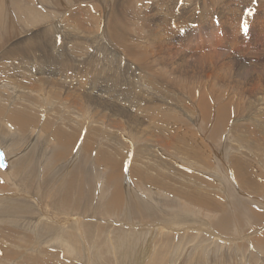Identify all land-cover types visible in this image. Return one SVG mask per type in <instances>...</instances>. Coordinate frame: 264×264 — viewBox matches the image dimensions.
<instances>
[{
	"label": "rangeland",
	"instance_id": "obj_1",
	"mask_svg": "<svg viewBox=\"0 0 264 264\" xmlns=\"http://www.w3.org/2000/svg\"><path fill=\"white\" fill-rule=\"evenodd\" d=\"M58 1H60V0H57L56 4L53 5L51 0H30V1L29 0H10V5L6 6L5 0H3V1L0 0V23L3 27L4 26V24H3L4 16L7 13H13L14 14L15 19H17L16 21L18 22V29L16 31H14V33H13L14 39H11L12 41H14L18 38H22L25 34L27 37H30V36H32V33H33L34 35H39L36 37H38L40 39L41 45L43 46L42 49L52 50L53 47H50L49 45L52 42V38L56 37V36L58 38V40H57L58 43L56 42L55 44H59V46H56L55 48L59 47L58 49L60 51H62L63 53L66 51L62 50V48H67L68 50H70L69 51L70 56H71V54H75V51H73V50L81 48L80 52L84 53V54H82V56L84 55L82 58V61H83L82 64L83 65L81 64L82 66H79L78 69L81 71L83 69V72L86 73V75H85L86 79L88 80L89 83L91 82L90 84H91V86H93V89L95 90L94 93L98 94L99 97H102L105 100L110 99L109 94L111 95V97H114L115 100H117V98L120 101L122 100V103H120L122 105H120V106H119V103H115V102L113 103L112 99L110 100L111 102H108V103L104 102L103 106H100L102 108L103 107L105 108L103 111L104 113L102 112L103 115H102V113L97 115L96 112H94V111L91 112L92 116L93 115L101 116V117L104 116V118L106 116L107 120L109 119L108 117L112 118V119L108 120L109 125L114 123L113 118L119 119L118 121L121 120L122 122L124 121V118H125V121L123 123H121V121H120V124H121L120 126H122L121 131L124 132V134L122 132H120V134L115 132L116 131L115 128H113L111 125H110L111 128L109 126H108L109 128L107 127L109 132H110V129L115 130L114 133L112 134V135H114V137L112 135H110V136H112V137H110L111 140L116 139V141L118 140V142H119V140H121L120 142H122V147L125 150H127V152L124 156L125 159L124 158L122 159V157H117V156L111 154L114 159H120L124 163V166L120 169L121 177H120V179H115V180H117V182H114L115 180L113 182H109V180L107 179V175L111 172V170H109L107 167L103 166L104 164L99 163V162L95 163V165H94V161L91 162V159H90L91 154L88 155V152L85 151V149L83 148V146H81V144L75 145L72 143V145H71L69 143H65V141H63V139H60V138L55 136V132L53 134V133H51L50 130H47L46 128H45L46 130H44V128L41 127L42 123L44 125H46V122L47 123L51 122L48 125V128L50 127V129H53V128H51L52 124H59V122L57 121L59 119L58 113L62 114L61 113V111H62L65 114L66 110L64 111L63 109L66 107V105H65L66 103L62 104L58 100V98L54 95L56 92L60 93L59 90L57 91V89H55L51 85L50 86L53 89H51L50 87L47 88V86L37 82V83L32 84V86L34 87L35 90L31 91V93H29L27 96H25V97L23 96V98L20 99L21 104H22V105L20 104V107L21 106L22 107L20 108L18 105L19 108L18 107L17 108H18V111H20V112L24 111V113L26 112L25 114H29L30 118L32 116L37 118V120H36V122H34V124L40 123L38 129L40 130V128H41V130H43V131L40 130L41 133L38 132V134H40L39 136H38V134L35 136V133H34L36 131V127H38V126H36V124L35 125L31 124V126H36V127H34L35 129H33L31 126L28 125L25 128L26 129L25 131H18L17 132V130H13V128H12V131H11V129L6 128V126L8 127V125L6 124L7 121L0 118V147L2 149L4 148L6 150V155L8 154L7 156L9 159V164L12 163L11 167L13 168V167H15V165L17 163H19L23 169V166L25 167L26 164L28 163L27 169L24 168L23 170H17L16 168H14L16 170V172L14 169L9 170L8 167H7L8 169H6L7 171L0 169V195H1V197H3V196L11 197V196L15 195V197L10 198L11 200H13V203L9 204L10 206H16L17 208H26V206H27V210L29 209L30 212H35V213L31 214L32 216L35 215V216H33L34 218L39 217V213H38L39 209L37 210L36 207L34 206V204H32V202L34 200L32 198H28V197L22 198L18 194H21L22 192H26V190H27V192L29 191V192L35 193V192H38L39 190L48 189L49 187L46 185L47 179L52 178V177H49L50 176L49 174L51 173L52 170H57L59 173L56 176H54L56 178L53 181L54 186L52 189V193H54V191L58 190L59 188L61 189V187L64 186V182L67 179L65 176H67L69 174L68 172H71L72 169L73 170L77 169L80 173L79 174L76 173V177H79L81 175L82 169H83V171H86L89 175L91 173H94V175L93 174L91 175V178L89 180V182L91 183L90 186H92L91 193H90L92 198H93V199H91L92 203L96 204V200H95L96 195L99 198L104 193H109V192L111 193V190L113 189V186L115 183H117V185H119L121 187V191L125 190V188L129 186V187H131V190H133V192L135 191L139 196H141V197L143 196L149 200H152V203H156L160 207V210L163 209L161 211H163V212L165 211L169 215V217H165L164 219H161L160 220L161 222L159 221L160 223H162L163 220L167 221L165 219L171 218L169 212H171L172 210H178L179 212H184L186 214L190 213L191 215L189 214L190 217H188V219L200 220L201 223L199 221H193V222H195L199 225H202L203 229H205V230L209 229L210 233L216 232V234H219L221 236V241H223L221 243H220V241H216V240H215V242H210V240L208 239L209 236L206 235V233H204V231L197 232L196 230L189 229L188 227H186V229H184V231H182L183 232L182 234H180L178 236V234L176 233V236H175V233L173 234L174 230H172V232H171V230L169 231L168 230V224L163 222L162 223V224H164L163 226H165V227L167 226L166 228H164V233H163L164 235H163V237L161 235H155L157 237L155 238L154 245L152 246V244L150 242H152L151 240L153 239L152 238L153 231L151 232V228L148 225H146L147 223H152V222L148 221V220L153 221L151 219L140 218V220H136L137 223L139 222V226L136 228H131V229H136L138 231L140 230L141 233L140 232H138V233H140L139 235L142 234L141 237L138 235V233L137 234L135 233L136 235L134 234L131 236H129V235L125 236L123 233H121V231L117 230L118 228H122V225L119 224L120 222H122L120 220L121 219L120 215H110V214L104 215V214H102L100 216L101 219H99L98 218L99 216L91 217V216H88L89 214L85 215L83 213L85 216H87V218L86 217L84 218L85 222H91L90 226L85 227V228L89 229V231L86 232L84 235V242L79 237L76 230L74 231L72 229L73 230V231L71 230L72 232L69 230V229H71V227L67 228V230H69L68 233H63V236L65 238H68V235H69V237H71V239H70L71 242L77 248V252L71 253L72 255L66 254V256L69 258V262L71 264L72 263L73 264H83L82 263L83 259H80V256H83V253H82L83 251H82V246H81V244H83V243H85V246L89 251L90 260L93 261L92 264H96V263L97 264H130L132 261L136 260V258H133L132 255H134L138 249L143 248V250H141V251L145 250L146 252H150V251L154 252V251H156V248H154V246L155 247L158 246L157 248H159V249L155 252V254L151 255V253H150L149 257L147 258L146 261L144 260L143 264H159L163 260L168 261L169 264H172V263L173 264H179L181 261H186L190 258L196 262L198 259H200L199 258L200 254L205 257L203 264H216V263H219V264H264V245H262V246L261 245H255L252 242V239L255 235H258L261 233V231H264V188L261 191L259 190V187L263 186L264 178L257 180L258 183L256 184V186L258 185V187H256V186L253 187L252 185H249V184H242L241 182H239V180L237 178H234V175H235V174H233L234 170L231 167V164L229 163V158H231V160H234L237 158V160H239V161L242 160V161H240L241 164L244 163V164L250 166L249 167V171H250L249 173L253 177L257 178L260 175L264 176V139H263L264 133L263 134L257 133L256 137H254V136L248 135L250 131L243 132L241 137L243 138V136H245L244 138L246 139V141H243L238 136V134L241 131H244L243 126L248 125L246 123L249 121H252L251 118L253 119V122H255V121L261 122V123L257 124V128L260 126L261 130L262 131L264 130V126H263L264 125V98H263L264 97V95H263L264 94V91H263V89H264V79H263L264 61L262 60L263 55L260 54L262 56H260V55L258 56V54H249L247 52L239 51L238 48H236V49L233 48L235 50L232 49L230 51L229 46H226V44L224 43V45H218L216 48H222L220 50L223 53V55H226L227 57L229 55L231 57H228V58L225 57L224 58V60L228 61L229 63L226 66L222 67L221 58L213 55L212 53H208L207 55H204L201 58L197 59V55L194 53V51L193 52H191L189 50L185 51L186 47H184L186 44H189L193 47V45L199 44L200 42H203L207 46V47L205 46L202 48L212 47L211 45H208L209 40L211 41V38L218 40V41L223 38V32L219 28V26L221 24L220 16L224 15V13H227L225 10L227 7H233L234 8L235 6H239L238 7L239 9L237 8L239 48H244V49H248V50H257V49L264 50V34L258 40H255L253 38V31H255V29L252 28V26H251L252 17H251V15L248 14L249 11H251V14H252L253 11L261 10V8H256V7L252 6V4L250 2L248 3V5H247V3H245V1L243 3H241V2H239V0H214V2L212 0H211L212 2L210 0H183L180 3L181 7L185 8V9H188V8L191 9L192 8V11L196 8V6H198V7L200 6L199 8H201V7L206 8L207 5L217 8V10L215 12L214 10L212 11V10L208 9L207 11H204L201 13V15L199 16V19L197 21L193 20L192 22H185L183 24L176 25L174 27V30L176 31V34H177L179 41H176L174 43L172 42V45H167L169 48L165 47V45H164L162 47V50L158 51L159 52L158 54H157V51L155 50V48H147L148 50L151 49V51L153 52L152 53L153 56L155 54H157V55H155L156 57L154 56L155 59H157V60L158 59L160 60L161 57L159 58L158 56L160 54H163L162 59L165 58L163 60V62H166V64H167L166 67L173 65V67H172L173 69H171V70H174L175 67H176L177 71L181 70V73H180L181 77L177 76L178 73H176L175 75L169 74L170 75V77L168 75L169 79H172L173 77L175 79L177 78L178 80H179V78H181V79L184 78V79H182L183 81H181V79H180L181 82L177 81V80L172 81V83H174L173 85H176L175 88L172 87L173 85H171L172 84L171 82L169 83V85H166V84L163 85L157 81L155 83H149L148 81L145 82L149 85V87H151V89L153 91L159 90L157 94L162 96L164 101L163 102L158 101V100H154V101H156L158 103V105L161 107L162 111L165 108L171 109V110H169L168 115H170L171 117L173 116L172 117L173 119L170 120L169 123L166 125V123L160 124V120L157 119L156 117L148 116V115H150L149 113L146 114L145 109H147L149 107V105L151 106L152 104L149 103L150 101L145 102L146 100H149V98H148V96H145L146 92L139 87L140 84H139L138 80H140L139 78H142V76H141L140 72L137 73L139 71L137 66L144 64V63H149V61H147V60H149V58H150L151 65H154L155 64V63L153 64L154 57L151 55L153 58L152 59L150 54H146L147 55L146 58L139 60V65H137V66L133 65L132 66L131 61H129L127 58L125 59L124 57L121 56L122 57V60H121V57L118 56L121 54L120 49H118V48L115 49V51L117 50L116 54L118 52L120 54L118 53V55H115V51H114V53H112L114 49H112L109 46L110 42H106V38H104V36H102V34H100L101 29H102L101 27L103 26V23H101V20H102V16H101L102 11L101 10L103 9V6H107L109 4L108 2H112L113 0H105V1L104 0H102V1L101 0H69V1L68 0H64V1L61 0L60 1L61 4ZM73 1H77V3H73ZM147 1L149 3L146 1H142V0H134L132 2V4H133L134 9L136 11H138V5L144 4V2H146L147 6L149 7V4L154 5V2H156V0H152V1L147 0ZM224 1H225V3H224ZM62 2H64V3H62ZM102 2H105V5ZM263 2H264V0H263ZM50 3L53 6H51ZM100 3L103 4V5H101L102 9L99 6ZM87 4H90V6H91V8H88V10H87V7L89 5H87ZM238 4H240V5H238ZM49 5H50V7H49ZM55 5H57V6H55ZM58 5H59L60 9L58 8ZM60 5H62V6H60ZM43 6L44 7L48 6V8H46V9H48V10L50 9V10L49 11L47 10V13L44 12V10L42 9ZM66 6H68L69 8H67ZM150 7L154 8V6H150ZM34 8L37 10H35ZM83 8L85 11L83 10ZM93 8H94V10H91ZM95 8H97V9L99 8V10L100 9L101 10L99 11ZM21 9L22 10L30 9L31 11H37L39 13L38 14V16H39L38 21L39 22L36 21L38 23L35 22L32 25H31V23H28V22L23 23L22 19L19 18V11ZM73 10L81 11L80 12L81 16H80V18L77 17V19H79L80 21L82 20L83 22L85 20L84 23H86V22L89 23V24L86 23L87 26L89 25L87 27L82 21L80 22L85 26V30H87L86 28H88V32H89L88 34L91 35L92 37L86 36L87 33H85V35L83 36V37H85L83 39V41H81V40L80 41H74L73 38H74L75 32H74L73 28L77 29V27L74 26L76 23L75 22L73 23V20H71L70 24H68L67 21H65L66 20L65 17H68L66 15H68L69 11L72 12ZM57 11H59V12H57ZM83 12H85V13H83ZM90 14L92 16H89ZM86 15H88V16H86ZM85 18H88L89 20L85 19ZM90 19H91V21H90ZM132 20H134V19H132ZM132 20L129 22V25H131V28L133 29L136 23H135V21H132ZM190 20H191V18H190ZM204 20H206V22H204ZM42 21H43V23H41ZM245 22L248 24V30L246 32L242 28V25ZM59 23H60V25H59ZM130 23H134V24H130ZM209 23H210V25H209ZM46 24H48V26ZM50 24H52V25H50ZM64 24H66L65 26H67V24H68L69 26L73 27V28H70V27L66 28L68 30L69 34L64 32V30L62 29ZM100 25H101V27H100ZM46 26L48 28L50 27L49 30H46V28H47ZM95 26H96V28L93 29ZM98 26H99V28H98ZM21 27H22V29H21ZM37 27H38V29H37ZM55 27L56 28L58 27V28L56 29ZM60 27L62 30L60 29ZM25 29H27V30H25ZM135 29H136V27H135ZM44 30H46V31L44 32ZM51 30H53V31H51ZM18 31H19V34H21V35L18 34ZM25 31L28 33H26ZM57 31H59V32H57ZM92 31H94V34L92 33ZM135 32H137L136 34L139 37H142V35L145 33V32H142L140 30L138 31V28H137V30H135ZM140 32H141V34H140ZM148 32L149 31H147V33ZM16 33H17L18 37H16ZM39 33H41V34H39ZM63 33H65V36ZM66 34L69 36H67ZM58 35H59V37H60V35L62 36V37H60L61 41H59L60 39H59ZM26 36H24V37H26ZM33 37H35V36H33ZM100 39H101V41H100ZM162 39H164V36L162 37ZM43 40L46 41V45L43 43ZM158 40H160V38ZM137 41L138 40H135V43ZM78 42H79V45H78ZM93 42H95V43H93ZM102 42H103V44H102ZM104 42H105V44L108 45V47L110 49L107 47V45L106 46L104 45ZM140 42H142V41H140ZM177 42H179V43H177ZM70 43H72V44H70ZM98 43L100 44V46ZM258 43H260L259 48H258ZM86 44L87 45L89 44L88 46H90V47H88ZM95 44H96V46H95ZM97 44H98V46H97ZM173 44H174V46H173ZM180 44H181L182 48H180ZM51 46H52V44H51ZM79 46H81V47H79ZM171 46H172V48H171ZM92 47L97 52H95V50ZM96 47H98V48H96ZM88 48H90V49H88ZM166 48H167V51H166ZM202 48H196L195 51L201 50ZM84 49L86 51L88 50V52H85ZM168 49H170L172 51H170ZM89 50H90V52H89ZM103 50L104 51L106 50L105 53H107V54L110 53L112 55L102 54V53H104ZM107 50L108 51L112 50V51L107 52ZM173 50H174V53H176V58L172 57L170 59L171 56H169V55L174 54V53H172ZM180 50L182 52H180ZM71 51H72V53H71ZM166 52L168 55L166 54ZM90 53H92V54H90ZM93 53H95V54H93ZM231 53H234L237 55L233 56ZM87 55H90V56H87ZM85 56H87L88 58H86ZM91 56H93V57H91ZM95 56H97L96 60H95ZM99 56L101 59L99 58ZM101 56L105 57V59ZM109 56H110V58H109ZM113 56H114V58H113ZM181 56H182V58H180ZM186 56H187V58H186ZM89 57H91L90 62H89ZM107 57L110 60V62H106ZM118 57L120 58L121 61L118 60L119 59ZM177 57H178V59H177ZM258 57H261L260 60L258 59ZM116 58L118 61L116 60ZM104 60H105V63H103ZM157 60H155V62ZM176 60H178V61H176ZM111 61H114L113 62L114 66H115V67H113L114 69L112 67H110L113 64V63H111ZM144 61H146V62H144ZM241 61H243V62H241ZM116 62L117 63L120 62V64H122V65H120L119 63L116 64ZM122 62L124 63L125 66L123 65ZM169 62H170V65H169ZM172 62H174L175 65ZM181 62H183V64ZM257 62H261V63H257ZM97 63H99V66L102 69L99 66H98L99 68L98 67L96 68ZM102 63L104 65H102ZM107 63L109 64L110 69H109V67H107L108 66ZM129 63H131V64L129 65ZM179 63H181V64L179 65ZM239 63H240V65L238 66ZM232 64L235 67H233ZM73 65H74V63H73ZM117 65L118 66L120 65V67L118 68ZM83 66H86V67H83ZM94 66L97 70L94 68ZM155 66L157 69L158 68L161 69L159 65L157 66V64H156ZM181 66H182V68H181ZM88 67H90V69ZM91 67H93L95 70L92 68V70H94V71H91ZM177 67H179V68H177ZM188 67H190V68H188ZM133 68H134V70H133ZM71 69H73V68H71ZM106 69H107V72H106ZM137 69H138V71H137ZM115 70H116L115 74H117V75L113 74L112 76H114V75L115 76L114 77L111 76V78L114 80H110L107 77V75H108V73H113ZM117 70H118V72H117ZM164 70L167 72L166 68H162L160 73H162V72L166 73ZM183 70L186 72H184ZM124 71H126V72L124 73ZM91 72H94V73H91ZM247 73H249V74H247ZM120 74L122 75L121 77H119ZM126 74H127V76H126ZM138 75H139V77H138ZM171 75H174V76L171 77ZM184 75H186V76H184ZM90 76L93 77L94 79L91 78ZM117 76H118V81H117ZM135 76H137L138 79ZM187 76H189V77H187ZM124 78H125V80L127 79L126 82H125ZM185 78L187 80L189 78H191V80H193L194 78L195 79L193 81H191L189 79V81H190V82L188 81L189 83L186 80L185 82H187V83H185L184 82ZM95 79L98 81H96ZM100 79H101V81H100ZM121 79H123L122 80L123 82H121ZM130 80H131V82H129V84H131V85L129 86L127 81H130ZM134 80H135V82H134ZM73 81L74 80L71 78L69 80L70 83L68 82L67 84H72ZM213 83H215V84H213ZM256 83H259V87H263V89L261 88L262 94H259V98L263 100L261 102L259 99L255 98L257 96H255V94L250 91V88H247V87H249V85L256 86ZM201 84H202V86H201ZM62 85H65V84H62ZM177 85H179V86H177ZM186 85L188 86V88H186L187 87ZM36 86L38 87V89ZM60 86H59V88H60ZM134 86H136V87H134ZM166 86H169L172 89H169V87H166ZM211 86L215 90L212 89ZM42 87L47 89L48 93H46V90L42 89ZM194 87H196L197 89ZM244 87H246V88H244ZM76 88H78V87L76 86L75 88L74 87L70 88L71 92L74 90L73 91V94L75 93L74 95H76V91H78V89H76ZM101 88H103V89H101ZM176 88H178V89H176ZM201 88H202V90H201ZM207 88H208V90H207ZM234 88H236V89L234 90ZM131 89H132V91H131ZM174 89H175V91H173ZM203 89L208 93H214L215 98H216L215 104L218 106L222 105V107L225 110V117L221 118V120L219 121V124H222L224 121L223 127H221L220 130L215 135H212L210 133L211 132V126L213 123V118L215 117L213 114L214 111H211V114H213V116L209 115V117L206 118V120L202 121L201 120L202 116H201L200 107H199V105H197L198 93L201 91H204ZM246 89L249 91H247ZM0 90L2 91V89H0ZM61 90L62 89H60V91ZM115 90H116V92H115ZM165 90H166V93L168 91L167 94L165 93ZM183 90H185V91H183ZM133 91H135V92H133ZM163 91H164V93H163ZM169 91H170V93H169ZM231 91L234 93H232ZM235 91H237L238 94ZM39 92H40V94H39ZM41 92H43L44 94L42 93L43 94L42 95ZM141 92H144L145 94L141 93ZM191 92L194 93V95ZM50 93H52L53 97L50 96L51 95ZM251 93H252V95H251ZM73 94H72V96H74ZM41 95L44 97H42ZM182 95H183V97H182ZM195 95L197 96L196 97L197 99L194 97ZM238 95H240V96L238 97ZM241 95H243L244 98H243V96L241 97ZM40 96L42 98H40ZM81 96L82 95H80V97ZM55 97H56V101L58 100L57 102L54 101ZM165 97H166V99H165ZM170 97H171V99H170ZM207 97H208V100L210 101V103L212 105L213 104V101L211 100L212 98L210 97L209 94H207ZM240 97H241V99H240ZM29 98H30V100H28ZM50 98H51V100L53 99V103H52V101H50ZM133 98H135V99H133ZM37 99H38V101H37L38 103H36ZM39 99H40V101H39ZM237 99L238 100L240 99L242 101V103L244 104V107H243L242 103H240L241 101L240 100L238 101ZM48 100L50 103L48 102ZM25 101H26V103H25ZM29 101H33V103H32L33 105ZM41 101H42L43 107L46 105L43 109H42V104H40ZM45 101H46V103H45ZM190 101H192L194 104H191L192 102H190ZM47 102L52 107L60 106L61 108H59V107L55 108L54 107V109H53L52 107H50L48 105ZM182 102H184V103H182ZM246 102L248 105L245 104ZM28 103H30V104H28ZM142 103L146 104V108L144 107L145 105H143ZM238 103H240V104L238 105ZM61 104H62V106H61ZM189 104H190L191 108L189 107ZM31 105H32V108H31ZM106 105H107V107H106ZM114 105H115V108H113ZM47 106H48V108H47ZM109 106H111L112 108H110ZM116 106L118 108H116ZM49 107L51 108V111H50ZM193 107H195V109ZM255 107H256V111H255ZM34 108H35V110H34ZM94 108H93V110H94ZM25 109H27V111ZM47 109L49 110V112H47L48 111ZM113 109H114V111L116 109V111L114 113H116V114L118 113L117 116H116V114H113ZM129 109H131L130 110L131 113L128 112ZM188 109H189V111H191V113L188 111ZM40 110H42L43 112ZM56 110H57V112H56ZM59 110H60V112H59ZM181 110L183 111L184 114L181 113L182 112ZM54 111H55V113H52ZM186 111L189 112L188 115L185 114ZM50 112L54 115L52 116ZM38 113H40V114H38ZM55 114L56 115L58 114L57 119H56ZM111 114L113 115L112 117H111ZM124 114L126 115L127 119H126V117H124L125 116ZM134 114H135V116H134ZM47 115H48V117H47ZM114 115H115V117H114ZM129 115H130V118H128ZM96 116H94V117H96ZM247 116H249L250 118ZM47 118H49V119L51 118L50 119L51 121L50 120L48 121ZM52 118H54L53 120L58 122V123L52 122ZM96 118H98V117H96ZM122 118H123V120H122ZM134 118L135 119L137 118L136 120L139 123L142 121L141 122L142 128L139 129L135 123H132L130 125V121H132ZM246 118H249V119H246ZM235 119H237V120H235ZM111 120H112V122H111ZM235 121H237V122H235ZM245 121H247V122H245ZM185 123H187V126H189V129H191V131L194 130L195 132H197L195 134L198 136L199 140L202 141V144H203V141H205L203 145L208 149L207 151H209L208 152L209 156H207L205 158V163L207 166H202V165H200L201 164L200 161L199 162L196 161L195 158H197L199 156H197V155H195V157L191 156L193 151L194 150L196 151L195 146L193 147V145H192L193 142L190 141L189 143H186V142H184V139L179 136L180 133L175 134V132L178 129H180V128L182 129L185 126L184 125ZM127 125H128V127H127ZM129 126H132V127L129 128ZM181 126H183V127H181ZM9 127H10V124H9ZM125 127H126V130H125ZM135 128L137 130L139 129L138 132H140V133H142V131H143V133L145 132V135H143V134L138 135V137H136V138L134 136H137V135L132 136L133 135L132 130ZM185 128H183V129H185ZM252 128H254V127L251 126V129ZM107 129L105 126L106 133H107ZM29 130H30V132H29ZM10 131H11V134H10ZM14 131L16 134H12V133H14ZM215 131H216V129L214 130V132ZM26 132L30 133L31 135L27 134ZM103 132L100 133V132L96 131L94 133V134L98 135V136L96 135L97 137L94 136L92 138V140H93L92 143H93L94 149L97 148L100 144L105 143L106 139L104 140L105 137L103 135H105L106 133H103ZM2 133L3 134L5 133V134L3 135ZM19 133H21L22 135ZM207 133L210 134L209 137H207L208 136ZM42 134H44V135H42ZM121 134H122V136H121ZM8 135H10V136H8ZM16 135H18V136H16ZM23 135L26 138H24ZM29 135H30V137H29ZM125 135H127V136H125ZM115 137H117L118 139ZM132 137H134V138H132ZM144 137L147 139H144ZM148 137L150 138V140L148 139ZM40 138L42 140H40ZM97 138H99V139H97ZM167 138H168V140H167ZM94 139L95 140L97 139V143H95V144H94V141H95ZM12 140H15V141H12ZM49 140H51V141H49ZM165 140H167V141H165ZM247 140L249 143L247 142ZM39 141L42 143H40ZM156 141H158V142H156ZM20 142H22V143H20ZM33 142H35V143L33 144ZM49 142L51 143V145L49 144ZM61 142H63V143H61ZM7 143H8V145H10L9 147L7 146ZM10 143H12V144H10ZM28 144H31V145L29 146ZM32 144L34 146L36 145V147H34ZM56 144H58V145L56 146ZM155 144H156V146H155ZM248 144H251V145L249 146ZM43 145H44V147H43ZM60 145H61V147L59 149ZM28 146L30 149L34 148L35 150L34 149H31V151L28 150L29 149ZM45 146H46V148H45ZM102 146H103V148H101V149L105 148V150H106L105 153L110 154L111 149L109 147H107L105 144H103ZM207 146H209V148ZM154 147H156V148L154 149ZM164 147H165V149H164ZM249 147H250V149L251 148L252 149L250 150ZM24 148H25V151H24ZM64 148H67V151L70 150V152H67ZM253 149L254 150L257 149L256 152L253 151ZM78 150L79 151L81 150V151L78 152ZM125 150L123 151V153L125 152ZM156 150L158 152H160L159 155L161 157L160 156L154 157L156 154V152H155ZM248 150H249V152H248ZM258 150H259V152H258ZM49 151H50V154L46 155V152L49 153ZM183 151L185 152V154H179V153H183ZM41 152H43V153H41ZM152 152L154 155L149 154ZM10 153H11V155H10ZM54 153H56V154L63 153L62 158L60 157L58 159H55ZM242 153H244V154H242ZM41 154H42V156H41ZM43 154H44V156H43ZM147 154H148V156H147ZM175 154L178 156L176 157ZM245 154H247V156ZM38 155L40 156V158H38L39 157ZM78 155H80V156H78ZM162 155L168 156L170 158L169 160H172L171 162L174 164L176 163V164L173 166L172 163H168L167 160H164V156H162ZM174 155H175V157H173ZM183 155H184V158L186 157L184 160H183ZM215 155L219 156V159L217 158L218 160L215 159L217 157ZM10 156H11V158H10ZM35 156L37 157V161H35V159H36ZM65 156H67V157H65ZM45 157H47V158H45ZM63 157H64V159H63ZM87 157H89V158L87 159ZM246 157H247V159H246ZM30 158H31V160H30ZM43 158H45L47 160H44ZM79 158L83 162L80 161ZM180 158H182V159H180ZM11 159H12V161H11ZM14 159H15V161H14ZM38 159L39 160L42 159L41 161L44 162L43 165H41V161H38ZM248 159H250V161ZM68 160H69V162H68ZM182 160H183V162L180 163L179 161H182ZM245 160H247V161H245ZM16 161H17V163H16ZM217 161H219V162H217ZM46 162H48V163H46ZM149 162L152 163L151 165H149V167L154 169L155 172L157 171V169H164V170L165 169L166 170L171 169L172 166L174 167V168H172V170L174 169L178 172L177 173L176 171L173 170L171 175L174 177H172L173 179L170 180L171 182L168 179H167V181L165 180L167 182V185L171 184V185L177 186V187L181 186V189L179 191L182 190L183 192L185 190H188L189 187L194 188V186H195V189L200 190L204 194L210 195L211 198H219L220 201L222 202L224 209L226 210L227 216L229 217V220H230L227 227L221 229L220 226H217L215 224V221L217 220L216 216H218V212L216 210H213V209H210L207 207H203L200 205H194L193 203L184 199L182 196H179L176 194H171V193L170 194L166 193V191H163L162 188L160 189L159 187H156L155 185H152L151 183L148 184L144 181H140V180H137L134 178L133 179L130 178L131 176L129 175V169L131 167L134 169L145 168V167H147ZM220 162H221V164H220ZM248 162H250V164ZM68 163H69V165H68ZM191 163H193V164H191ZM32 165L35 167L33 170H32V168H33ZM81 165H82V167H81ZM89 165H90V168L92 166V169H91L92 171H89L90 170ZM105 165H107V164H105ZM251 165H253V166H251ZM169 166H171V167H169ZM40 168H41V170H40ZM181 168H182V170H181ZM65 169H67V170H65ZM208 169H212V171L208 170ZM17 171H19V172H17ZM142 171H147L149 174H151L150 169H148V170L142 169ZM209 171H211V172H209ZM33 172H35V173H33ZM215 172H217V173H215ZM194 173H198L202 177L207 176L206 178H208L210 180L212 179L211 183H210V188L209 187H201L202 185L200 186V184L198 185L197 184L198 182L196 181V178H195L196 176H194L195 175ZM208 173L210 175H208ZM211 174H213V175H211ZM70 175H71V173L68 175V177ZM178 175H180V176H178ZM185 175H186V177H185ZM251 175H249V176H251ZM180 179L181 180L184 179V180L181 181ZM187 181H188V183H187ZM183 182L187 183L188 185L184 184ZM180 183H181V185H180ZM173 186L171 187L172 189H173ZM211 188H212V190H210ZM207 190H208V192H207ZM62 194L63 193H61V195ZM176 197H178L179 199ZM255 198H257V199H255ZM47 199H48V197H47ZM47 199H46V202H49ZM164 199H166V200L164 201ZM239 199L247 201V204L241 202ZM90 203H88V204H90ZM166 203L168 205H165ZM169 204H172V205H169ZM239 205L244 206L247 211L249 209L251 210V212H249L250 210L248 211V214H247L248 216H242L241 215V213H240L241 207ZM193 208L196 210H194ZM164 209H166V210H164ZM168 210H170V211L167 212ZM46 211H50V209L47 208ZM54 211L57 212L58 210H54ZM81 211H83V210H81ZM62 212H65L64 214L66 216L71 214V212L68 211L67 208L62 210ZM231 214H232V216H229ZM194 215H195V217H194ZM213 215L215 218H213ZM93 218H95V220ZM213 219H214V221H213ZM36 220H38L42 223H46L48 225H51V228L48 231L42 232V234H41L37 229L38 225L40 223H38V224L35 223V220H33V219H25V218L23 219L21 215H19V216H15V215L5 216L4 218H2L0 220V227L6 230V231H1V233H2L1 235L5 236V237H10V238L13 237L15 242L8 241V240L4 239L3 237H1L0 240H3V244L5 247H7V248L12 247L11 249L17 253L16 258L9 260V261L0 260V264H19V263H21V264H32V262L30 260L32 258L38 256L37 250L38 251L39 250H41V251H48L49 250L51 252L53 251L52 253H59L60 255L65 254V252L63 251L64 250L63 246L51 244L52 242L49 240L44 242L45 244L44 243H42V244L37 243V241H39V239L42 241L44 238L49 239V235L51 233H55L51 230H53L56 225L54 222H51V221L41 220L39 218ZM136 221H132V222L136 223ZM130 223H131V221H130ZM28 224H31V226H28ZM237 226L239 227V229ZM140 227H142V228H140ZM147 231H149V232H147ZM25 232L29 236V238H27V239L24 235ZM107 232H108V234H107ZM168 233H169V235L171 233L172 234L169 236ZM106 234L107 235L111 234V235L108 236V238H107ZM149 234L151 235V237ZM166 234H167V236H166ZM238 235L243 237V238L238 237ZM37 236L39 237L38 240H37ZM159 236H161V237H159ZM172 236L173 237L175 236V237L172 238ZM148 237H149V239H148ZM230 237L234 238V241H233L234 243L232 242V245L230 246L231 248L228 247V244L224 241V239H229ZM166 238H168L170 240V243L166 244L162 249H160L161 240H164ZM175 238L177 241L175 240ZM21 241H22V243H21ZM219 243H220V245H219ZM123 244L125 246H127V248H128V249L126 248L127 251L119 248V247H124ZM10 245H12V246H10ZM132 246H133V248L130 249L129 247H132ZM19 247L20 248L22 247V248L20 249ZM29 247H31V248H29ZM134 247H136L135 251H134ZM152 249H154V250L152 251ZM131 251H132V253L134 252L132 255L130 254ZM145 251H144V253H145ZM24 254H25V256H24ZM158 257H159V259H158ZM53 262H55V261H53ZM128 262H130V263H128ZM58 263L59 262H57V264ZM60 263H62V262H60ZM63 264H68V263L65 262Z\"/></svg>",
	"mask_w": 264,
	"mask_h": 264
},
{
	"label": "bare ground",
	"instance_id": "obj_2",
	"mask_svg": "<svg viewBox=\"0 0 264 264\" xmlns=\"http://www.w3.org/2000/svg\"><path fill=\"white\" fill-rule=\"evenodd\" d=\"M3 1V0H2ZM30 1V0H29ZM61 1V0H60ZM60 1H58L60 3ZM64 1V0H63ZM69 1V0H68ZM102 1V0H101ZM105 1V0H104ZM134 0H113L112 2H108L109 4L107 6H103V9L101 8L102 6L101 5H105V2H102L100 3V9L102 11L101 13V16H102V20H101V23H103V26L100 27L101 29V33L102 36H104V38H106V42H110V47L113 50L112 53H114L115 49H120V52L121 54L118 55V53L116 54V51H115V55H118V56H122L124 57L125 59L127 58L129 61H131L132 63V66L133 65H139V60H142L143 58H146L147 55L146 54H150V56L152 55V51L151 49H147V48H155V50L157 51V54L159 53L158 51H161L162 50V47L165 45V47H168L167 45H172V42H176V41H179L178 37H177V34H176V31L174 30V27L178 24H183L185 22H192L193 20H198L199 19V16L201 15L202 12L204 11H207L208 9L210 10H214L216 12L217 8L215 7H211V6H208L206 8L204 7H201L199 8L198 6H196V8L192 11V8L191 9H185L183 7H181V2L183 0H156V2H154V5H150L149 4V7L147 6V3L148 2L147 0H142V1H146L144 2V4H140L138 5V11H136L133 7V2ZM152 1V0H151ZM211 1V0H210ZM214 2V0H212ZM211 1V2H212ZM245 1V3H248L250 2L252 4V6L256 7V8H261V10H257V11H253L252 14H251V17H252V21H251V26L252 28L255 29V31H253V38L255 40H258L263 34H264V2L263 0H239V2L243 3ZM46 2V1H45ZM51 2L54 4H56L57 0H51ZM71 2V1H70ZM98 2V1H97ZM210 2V3H211ZM38 3V2H37ZM48 3V2H47ZM64 3V2H62ZM73 3H77V1H73ZM95 3V2H94ZM149 3V2H148ZM151 3V2H150ZM225 3V1H224ZM19 4V3H18ZM51 4V3H50ZM61 4V3H60ZM70 4V3H69ZM96 4V3H95ZM189 4V3H188ZM5 5L6 6H9L10 5V0H5ZM51 4V6H53ZM76 5V4H75ZM89 5L87 7V10L88 8H91L90 4H87ZM240 5V4H238ZM28 6V5H27ZM45 6V5H44ZM42 7V9L44 10V12L47 13V10L46 8L47 7ZM57 6V5H55ZM62 6V5H60ZM64 6V5H63ZM79 6V5H78ZM83 6V5H82ZM150 6H154L153 7H150ZM50 7V5H49ZM67 8H69L68 6H66ZM186 7V6H185ZM190 7V6H189ZM211 7V8H210ZM239 6H235L234 8L233 7H227L225 10L227 13H224V15L220 16V20H221V24L219 26V28L222 30L223 32V38L221 40H215L213 38H211V41L209 40V44L208 45H211L212 47L210 48H202V47H205L206 45L203 43V42H200L199 44H196V45H193V47L189 44H184L186 47V50L185 51H191L197 55V59L201 58L202 56L204 55H207L208 53H212L213 55L221 58L222 62H221V65L222 67L226 66L229 62L224 60L225 57H227L226 55H223V53L221 52L220 49L222 48H216L218 45H224V43L226 44V46H229V50L231 51L233 48H238L239 51H242V52H247L249 54H258V56L260 54V56H262L264 58V50L262 49H257V50H248V49H244V48H239V44H238V22H237V8ZM58 8H59V5H58ZM78 8V7H77ZM85 8V7H84ZM83 8V10H84ZM35 9V8H34ZM60 9V8H59ZM79 9V8H78ZM97 9V8H95ZM239 9V8H238ZM37 10V9H35ZM50 10V9H49ZM48 10V11H49ZM91 10H94L91 9ZM99 10V8L97 9ZM99 10V11H100ZM219 10V9H218ZM55 11V10H54ZM85 11V10H84ZM224 11V10H223ZM53 12V11H52ZM59 12V11H57ZM56 12V13H57ZM61 12V11H60ZM81 11L79 10H73L72 12L69 11L68 17H65L68 24L71 23V20H73V23L75 22L76 24L74 25L75 27H77V29L69 26L67 24V26H65L66 24L63 25V30L64 32H66L67 34L68 33V30L66 28L70 27V28H73L74 32H75V35H74V41H83V39L85 37H83L85 35V33H87L86 36H91L89 35L88 33V28H86L87 30H85V26L80 23L81 21L78 18H80L81 16ZM85 13V12H83ZM220 13V12H219ZM37 14V15H36ZM38 12L37 11H31L30 9H24V10H20L19 11V18L22 19L23 23L24 22H28V23H31L34 24L36 21L39 20V16H38ZM87 14V13H86ZM99 14V13H98ZM227 14V15H226ZM88 16V15H86ZM89 16H92L91 14ZM85 17V16H84ZM191 18V20H190ZM59 19V18H58ZM57 19V20H58ZM85 19H88V18H85ZM134 19V20H132ZM17 19H15V16L13 13H7L5 16H4V20H3V24L4 26L2 27L1 23H0V89H2V91L0 90V118L6 120V124L8 125V127L6 126V128H9L11 129L12 131V128L13 130H17L18 131H25L26 127L29 125L31 126V124H34V122H36L37 118L35 117H31L30 118V115L29 114H25L24 111L23 112H20L18 111V108L20 107V104H21V100L23 98V96H27L29 93H31V91L35 90L34 87L32 86L33 83H40V84H43L45 86L50 87H54L55 89H57V91L59 90L60 93L56 92L54 95L58 98V100L64 104L66 103V107L63 109L64 111L66 110L65 114L64 112L61 111L62 114L58 113L59 114V119L57 120L59 122V124H52V127L53 129H50V127L48 128V125L51 123H47L46 121V125H44L42 123L41 127L44 128V130H50L51 133L54 134L55 132V136L60 138V139H63V141H65V143H69L72 145L75 144V145H80L83 146V148L85 149V151L88 152V155H90V159H91V162L94 161V165L95 163L99 162V163H102L104 164L103 166L107 167L109 170H111V172L107 175V179L109 180V182H113L115 179H120L121 177V172H120V169L124 166V163L123 161H121L120 159H114L112 157V155H115L117 157H122V159L124 158L127 150H125L123 147H122V142H120L121 140H118L116 141V139H113L111 140L110 137H114V135H112L115 132L119 133L122 132L121 129H122V126H120V121H118L119 119H114V123L113 124H110L114 129H110V132L108 131L107 127L109 125L108 123V120L112 119L110 117H108L109 119L107 120L106 116L104 118L101 117V116H96V115H91V112L94 111L96 112L97 115H99L100 113H102L104 111V107H100V106H103V103L106 102H111L110 100L112 99V102L114 103H119V106L122 105L120 103H122V100H115L114 97H111V95L109 94V97L110 99H103L102 97H99L98 94H95L94 93V89H93V86H91V82L89 83L88 80L86 79V73L83 72V69L82 71L78 69L79 66H82V52H80L81 48H78L76 50H73L75 51V54H71V56L69 55V51L67 48H62V50H65L66 52H62L60 51L57 47L55 48L56 46H59V44H55L56 42L58 43V38L57 36L56 37H51L52 38V42L50 43V47H53L52 50H46V49H42L43 46L41 45V42H40V39L36 36H39V35H34L32 33V36L30 37H27L26 34L24 36L26 37H22V38H18L14 41H12L11 39H14L13 37V33L14 31H16L18 29V22L16 21ZM62 20V19H61ZM89 20V19H88ZM87 20V21H88ZM135 21V26L134 28L132 29L131 28V25H129V22L130 21ZM59 21V20H58ZM91 21V19H90ZM39 22V21H38ZM36 22V23H38ZM51 22V21H50ZM56 22V21H55ZM83 22V21H82ZM85 22V20H84ZM83 22V23H84ZM204 22H206V20H204ZM43 23V21L41 22ZM58 23V22H57ZM88 23V22H86ZM86 23H84L86 25ZM27 24V23H26ZM55 24V23H54ZM89 24V23H88ZM130 24H134V23H130ZM43 25V24H42ZM45 25V24H44ZM48 26V24H46ZM52 25V24H50ZM49 25V26H50ZM60 25V23H59ZM210 25V23H209ZM29 26V25H28ZM37 26V25H36ZM41 26V25H40ZM39 26V27H40ZM46 26V27H47ZM54 26V25H53ZM57 26V25H56ZM87 26V25H86ZM89 26V25H88ZM87 26V27H88ZM132 26V27H133ZM35 27V26H34ZM59 27V26H58ZM57 27V28H58ZM92 27V26H91ZM136 27V29H135ZM33 28V27H32ZM50 28V27H49ZM49 28L47 27L46 30H49ZM52 28V27H51ZM56 28V27H55ZM56 28V29H57ZM96 26L93 28L95 29ZM99 28V26H98ZM138 28V31H142V32H145L142 37H139L135 32V30H137ZM22 29V27H21ZM30 29V28H29ZM34 29V28H33ZM36 29V28H35ZM38 29V27H37ZM54 29V28H53ZM55 29V30H56ZM61 29V27H60ZM61 29V30H62ZM210 29V28H209ZM20 30V29H19ZM27 30V29H25ZM44 30V32L46 31ZM33 31V30H32ZM53 31V30H51ZM91 31V30H90ZM96 31V30H95ZM99 31V30H98ZM147 31H149L147 33ZM24 32V31H23ZM26 32V31H25ZM59 32V31H57ZM12 33V34H11ZM28 33V32H26ZM50 33V32H49ZM55 33V32H54ZM92 33L94 34V31H92ZM91 33V34H92ZM97 33V32H96ZM18 34H19V31H18ZM38 34V33H37ZM41 34V33H39ZM53 34V33H52ZM60 34V33H59ZM64 36H65V33H63ZM66 34V35H67ZM92 34V35H93ZM141 34V32H140ZM21 35V34H19ZM28 35V34H27ZM45 35V34H44ZM56 35V34H55ZM15 36V35H14ZM35 36V37H33ZM48 36V35H47ZM63 36V37H64ZM69 36V35H67ZM133 36V37H132ZM164 36V39H162V37ZM16 37H18L17 33H16ZM42 37V36H41ZM59 37V35H58ZM60 37H62L60 35ZM59 37V39H60ZM92 37V36H91ZM94 37V36H93ZM101 37V36H100ZM88 38V37H87ZM160 38V40H158ZM7 39V40H6ZM63 39V38H62ZM72 39V38H71ZM89 39V38H88ZM87 39V40H88ZM67 40V39H66ZM135 40H138L136 43H135ZM61 41V39L59 40ZM72 41V40H71ZM101 41V39H100ZM103 41V40H102ZM134 41V42H133ZM142 41V42H140ZM65 42V41H64ZM88 42V41H87ZM86 42V43H87ZM96 42V41H95ZM93 42V43H95ZM43 43L46 45V41L43 40ZM76 43V42H75ZM83 43V42H82ZM85 43V42H84ZM89 43V42H88ZM101 43V42H100ZM179 43V42H177ZM52 44V46H51ZM72 44V43H70ZM99 44V43H98ZM97 44V46H98ZM103 44V42H102ZM109 44V43H108ZM61 45V44H60ZM78 45H79V42H78ZM87 45V44H86ZM89 45V44H88ZM87 45V46H88ZM94 45V44H93ZM104 45L106 46L107 44H105L104 42ZM103 45V46H104ZM179 45V44H178ZM92 46V45H91ZM96 46V44H95ZM100 46V44H99ZM174 46V44H173ZM260 46V43H258V48ZM81 47V46H79ZM90 47V46H88ZM108 47V45H107ZM116 47V48H115ZM207 47V46H206ZM85 48V47H84ZM93 48V47H92ZM98 48V47H96ZM102 48V47H101ZM109 48V47H108ZM107 48V49H108ZM169 48V47H168ZM172 48V46H171ZM180 48L181 47V44H180ZM196 48H202L201 50H196ZM231 48V49H230ZM50 49V48H49ZM70 49V48H69ZM90 49V48H88ZM94 49V48H93ZM100 49V48H99ZM110 49V48H109ZM174 49V48H173ZM233 49V50H235ZM85 50V49H84ZM92 50V49H91ZM95 50V49H94ZM93 50V51H94ZM170 50V49H168ZM183 50V49H182ZM237 50V51H238ZM102 51V50H101ZM100 51V52H101ZM104 51V50H103ZM106 51V50H105ZM102 53V54H107V53ZM112 50H107V52H110ZM165 51V50H164ZM166 51H167V48H166ZM172 51V50H170ZM84 52V51H83ZM85 52H88V50ZM90 52V50H89ZM92 52V51H91ZM95 52H97L95 50ZM177 52V51H176ZM180 52H182L180 50ZM224 52V51H223ZM226 52V51H225ZM72 53V51H71ZM127 53V54H126ZM174 53V50L173 52ZM238 53V52H237ZM86 54V53H85ZM92 54V53H90ZM95 54V53H93ZM155 54V53H154ZM155 54V55H157ZM167 54V52H166ZM170 54V53H169ZM181 54V53H180ZM233 56L237 55V54H234V53H231ZM107 55H112L110 53H108ZM154 55V56H155ZM162 55L163 54H160L158 57L160 58V60L158 59H154L157 60L155 62V60L153 59V64L154 65H151L150 63V58L149 60V63H144L146 61H144L143 63L144 64H141L138 67L137 69V73L140 72L142 78H139L140 80L139 81V84H140V88L142 90H144L146 92V95L145 96H148L149 100H146L145 102H148L150 101L149 103H151L152 105L145 109L146 108V104H143L145 105L144 109L146 110V114L149 113L150 117H156L157 119L160 120V124L162 123H166V125L169 123L170 120H172L173 116L171 117L170 115H168L169 113V110H171L170 108H165L163 111L161 109V107L158 105V103L154 100H158V101H161L163 102L164 99L162 96L158 95V91L159 90H155L153 91L151 89V87H149V85L147 83H145L146 81H148L149 83H155L156 81L163 84V85H169V83L173 80H177V81H180L181 78H179V80L176 78H172V79H169L170 75L169 74H177L178 77H181V70L180 71H177L176 70V67L174 70H171L173 69V65H170V62H169V67L167 66L166 67V62H163V60L165 59H162ZM168 55V54H167ZM87 56H90V55H87ZM87 56H85L86 58H88ZM171 56L170 59L172 57H175L176 58V53H174L173 55H169ZM84 57V58H85ZM93 57V56H91ZM89 57V62H90V58ZM96 57L95 56V60H96ZM103 57V56H101ZM116 57V56H115ZM122 57H121V60H122ZM157 57V58H158ZM168 57V56H167ZM228 57H231L228 55ZM227 57V58H228ZM243 57V56H242ZM100 58V56H99ZM105 59V57H103ZM110 58V56H109ZM114 58V56H113ZM112 58V59H113ZM119 58V57H118ZM123 58V59H124ZM174 58V59H175ZM182 58V56L180 57ZM187 58V56H186ZM195 58V57H194ZM237 58V57H236ZM261 57H258V59L260 60ZM262 58V60L264 61V59ZM94 59V58H93ZM98 59V58H97ZM101 59V58H100ZM178 59V57H177ZM253 59V58H252ZM251 59V60H252ZM257 59V60H258ZM86 60V59H85ZM114 60V59H113ZM117 60V58H116ZM115 60V61H116ZM120 60V58L118 59ZM117 60V61H118ZM120 60V61H121ZM162 60V61H161ZM230 60V59H229ZM237 60V59H236ZM98 61V60H97ZM103 61V60H102ZM101 61V62H102ZM152 61V60H151ZM168 61V60H167ZM178 61V60H176ZM181 61V60H180ZM231 61V60H230ZM85 62V61H84ZM100 62V61H99ZM106 62H110V60L108 59L107 57V61ZM114 61H111V63H113ZM186 62V61H185ZM188 62V61H187ZM243 62V61H241ZM246 62V61H245ZM254 62V61H253ZM74 63V65H73ZM86 63V62H85ZM105 63V60L104 62ZM102 63V65H104ZM110 63V64H111ZM120 64V62H118ZM116 62V64H118ZM123 63V62H122ZM126 63V62H125ZM129 63V65L131 64ZM142 63V62H141ZM174 64V62H172ZM183 64V62H181ZM179 63V65L181 64ZM232 63V62H231ZM255 63V62H254ZM257 63H261V62H257ZM82 64V65H81ZM108 64V63H107ZM115 64V65H116ZM157 66L159 65L160 68H166L167 70V74L162 72L160 73L161 69H157L156 68V65ZM242 64V63H241ZM86 65V64H85ZM93 65V64H92ZM122 65V64H120ZM120 65L118 66V68L120 67ZM124 65V63H123ZM175 65V64H174ZM188 65V64H187ZM186 65V66H187ZM240 65V63L238 64V66ZM91 66V65H90ZM99 66V63H97V66L96 68ZM125 66V65H124ZM178 66V65H177ZM183 66V65H182ZM181 66V68H182ZM185 66V65H184ZM233 66V64H232ZM83 67H86V66H83ZM100 67V66H99ZM98 67V68H99ZM109 67V64L108 66ZM110 67H115L114 66V63L112 64V66ZM109 67V69H110ZM171 67V68H170ZM235 67V66H233ZM73 68V69H71ZM82 68V67H81ZM90 69V67H88ZM93 67H91V71H94L96 68L94 66V70H92ZM101 68V67H100ZM111 68V69H112ZM123 68V67H122ZM127 68V67H126ZM179 68V67H177ZM190 68V67H188ZM226 68V67H225ZM232 68V67H231ZM86 69V68H85ZM102 69V68H101ZM104 69V68H103ZM108 69V70H109ZM114 69V68H113ZM112 69V70H113ZM116 69V68H115ZM129 69V68H128ZM97 70V69H96ZM105 70V69H104ZM111 70V71H112ZM123 70V69H122ZM134 70V68H133ZM185 70V69H184ZM183 70V71H184ZM187 70V69H186ZM231 70V69H230ZM262 70V69H261ZM86 71V70H85ZM163 71V70H162ZM242 71V70H241ZM260 71V70H259ZM90 72V71H89ZM106 72H107V69H106ZM105 72V73H106ZM116 70L113 72V73H108L107 77L110 79V80H114L111 78V76L113 74H115ZM118 72V70H117ZM126 71H124L125 73ZM135 72V71H134ZM186 72V71H184ZM240 72V71H239ZM246 72V71H245ZM258 72V71H257ZM261 72V71H260ZM91 73H94V72H91ZM120 73V72H119ZM122 73V72H121ZM123 73V74H124ZM136 73V74H137ZM164 73V74H163ZM242 73V72H241ZM262 73V72H261ZM139 74V75H140ZM249 74V73H247ZM117 75V74H115ZM114 75V76H115ZM119 75V74H118ZM125 75V74H124ZM138 75V77H139ZM169 75V77H168ZM174 75H171L174 76ZM180 75V76H179ZM187 75V74H186ZM184 75V76H186ZM253 75V74H252ZM264 75V73H263ZM102 76V75H101ZM100 76V77H101ZM112 76V77H114ZM122 75L120 74L119 77H121ZM127 76V74H126ZM191 76V75H190ZM250 76V75H249ZM91 77V76H90ZM124 77V76H123ZM122 77V78H123ZM137 79L138 77L135 76ZM189 77V76H187ZM193 77V76H192ZM73 79V83L72 84H67L69 82L70 79ZM93 78V77H91ZM94 79V78H93ZM92 79V80H93ZM99 79V78H98ZM116 79V78H115ZM129 79V78H128ZM184 79V78H182ZM181 79V81H183ZM191 80V78H189ZM189 79L187 80L185 78L184 82L187 80V82L189 81ZM193 79V78H192ZM195 79V78H194ZM193 79V80H194ZM263 79H264V76H263ZM15 80V81H14ZM90 80V79H89ZM91 80V81H92ZM96 80V79H95ZM123 79H121V82ZM125 80V78H124ZM127 80V79H126ZM125 80V82H126ZM133 80V79H132ZM191 80V81H193ZM198 80V79H197ZM98 81V80H96ZM101 81V79H100ZM117 81H118V76H117ZM180 81V82H181ZM94 82V81H93ZM124 82V83H125ZM130 81H127V83L129 84ZM133 82V81H132ZM135 82V80H134ZM137 82V81H136ZM185 82V83H187ZM190 82V81H189ZM188 82V83H189ZM70 83V82H69ZM116 83V82H115ZM203 83V82H202ZM62 84H65V85H62ZM147 84V85H146ZM174 83H172L171 85H173ZM183 84V83H182ZM204 84V83H203ZM206 84V83H205ZM210 84V83H209ZM212 84V83H211ZM215 84V83H213ZM51 85V86H50ZM61 85V86H60ZM131 84H129L130 86ZM134 85V84H133ZM151 85V84H150ZM192 85V84H191ZM41 86V85H40ZM60 86V88H59ZM78 87L76 89H78V91H76V95L73 94V91L71 92L70 88L71 87ZM117 86V85H116ZM137 86V85H136ZM134 86V87H136ZM179 86V85H177ZM187 86V85H186ZM185 86V87H186ZM200 86V85H199ZM202 86V84H201ZM217 86V85H216ZM37 87V86H36ZM58 87V88H57ZM100 87V86H99ZM161 87V86H160ZM166 87H169V86H166ZM165 87V88H166ZM172 87H176V85H173ZM209 87V86H208ZM218 87V86H217ZM132 88V87H131ZM188 88V86L186 87ZM196 88V87H194ZM200 88V87H199ZM198 88V89H199ZM212 89H214L212 86H211ZM225 88V87H224ZM232 88V87H231ZM246 88V87H244ZM247 88H250V91L252 93L255 94V97L256 99H259L260 102L263 101L262 99L259 98V94H262L261 93V88L263 89V87H259V83H256V86H252V85H249V87ZM38 89V87H37ZM41 89V88H40ZM39 89V90H40ZM42 89L46 90V93L47 92V89H45L44 87H42ZM53 89V88H51ZM60 89H62L60 91ZM73 89V88H72ZM103 89V88H101ZM134 89V88H133ZM163 89V88H162ZM169 89H172L169 87ZM178 89V88H176ZM197 89V88H196ZM206 89V88H205ZM236 88H234L235 90ZM135 90V89H134ZM202 90V88H201ZM204 90V89H203ZM208 90V88H207ZM215 90V89H214ZM244 90V89H243ZM247 90V89H246ZM41 91V90H40ZM113 91V90H112ZM132 91V89H131ZM130 91V92H131ZM137 91V90H136ZM175 91V89L173 90ZM180 91V90H179ZM178 91V92H179ZM185 91V90H183ZM238 91V90H237ZM235 91L237 94L238 92ZM249 91V90H247ZM264 91V89H263ZM45 92V91H44ZM105 92V91H104ZM111 92V91H110ZM116 92V90H115ZM135 92V91H133ZM190 92V91H189ZM218 92V91H217ZM222 92V91H221ZM232 92V91H231ZM43 92H41L42 94ZM103 93V92H102ZM141 93H144V92H141ZM164 93V91H163ZM165 93H166V90H165ZM168 93V91H167ZM166 93V94H167ZM170 93V91H169ZM173 93V92H172ZM176 93V92H175ZM181 93V92H180ZM179 93V94H180ZM192 93V92H191ZM197 93V92H196ZM210 95V97L212 98L211 100L213 101V104L211 105L210 101L208 100V97H207V94ZM234 93V92H232ZM235 93V94H236ZM244 93V92H243ZM242 93V94H243ZM249 93V92H248ZM251 93V95H252ZM40 94V92H39ZM44 94V93H43ZM42 94V95H43ZM52 95V93H50ZM72 94L74 96H72ZM107 94V93H106ZM145 94V93H144ZM183 94V93H182ZM194 95V93H192ZM219 94V93H218ZM41 95V96H42ZM80 95H82L80 97ZM133 95V94H132ZM164 95V94H163ZM169 95V94H168ZM172 95V94H171ZM192 95V96H193ZM264 95V94H263ZM30 96V95H29ZM44 97V96H42ZM108 96V95H107ZM140 96V95H139ZM181 96V95H180ZM240 95H238L239 97ZM243 95H241L242 97ZM56 97H55V100L56 101ZM138 97V96H137ZM167 97V96H166ZM165 97V99H166ZM183 97V95H182ZM195 98L197 97L196 95L194 96ZM193 97V98H194ZM240 97V99H241ZM49 98V97H48ZM121 98V97H120ZM244 98V96H243ZM264 98V97H263ZM45 99V98H44ZM135 99V98H133ZM143 99V98H142ZM171 99V97H170ZM197 99V98H196ZM239 99V100H240ZM30 100V98L28 99ZM32 100V99H31ZM46 100V99H45ZM57 100V101H58ZM145 100V99H144ZM184 100V99H183ZM238 100V99H237ZM238 100V101H239ZM244 100V99H243ZM38 99L36 100V103ZM40 101V99H39ZM47 101V100H46ZM45 101V103H46ZM50 101H52L53 103V99L51 100L50 98ZM56 101V102H57ZM136 101V100H135ZM139 101V100H138ZM143 101V100H142ZM241 101V100H240ZM253 101V100H252ZM31 104L33 103V101H29ZM35 102V101H34ZM49 102V100H48ZM47 102V103H48ZM55 102V103H56ZM59 102V103H60ZM141 102V101H140ZM144 102V101H143ZM144 102V103H145ZM192 102V101H190ZM235 102V101H234ZM245 102V101H244ZM26 103V101H25ZM28 103V104H30ZM50 103V102H49ZM48 103V105H49ZM51 103V104H52ZM54 103V104H55ZM58 103V104H59ZM98 103V104H97ZM167 103V102H166ZM184 103V102H182ZM189 103V102H188ZM216 98H215V95L214 93H208L206 92L205 90L204 91H201L198 93V100H197V105H199L200 107V111H201V116H202V121L206 120V118L209 117V115L213 116L214 114V118H213V123H212V126H211V134L212 135H215L221 127H223V123L222 124H219V121L221 120V118L225 117V110L224 108L222 107V105H216ZM232 103V102H231ZM242 103V101L240 102ZM238 103V105L240 104ZM35 104V103H34ZM40 104H42V101L40 102ZM57 104V103H56ZM61 104V106H62ZM127 104V103H126ZM160 104V103H159ZM186 104V103H185ZM191 104H194L193 102ZM247 104V102L245 103ZM19 105V107H18ZM22 105V104H21ZM24 105V104H23ZM33 105V104H32ZM32 105H31V108H32ZM39 105V104H38ZM168 105V104H167ZM243 107H244V104L242 103ZM241 105V106H242ZM248 105V104H247ZM246 105V106H247ZM7 106V107H6ZM25 106V105H24ZM40 106V105H39ZM46 106V105H45ZM44 106V107H45ZM50 107H52L51 105H49ZM105 106V105H104ZM112 106V105H111ZM111 106H109L110 108H112ZM139 106V105H138ZM148 106V105H147ZM183 106V105H182ZM186 106V105H185ZM188 106V105H187ZM194 106V105H193ZM18 107V108H17ZM22 107V106H21ZM20 107V108H21ZM35 107V106H34ZM41 107V106H40ZM43 107V104H42V109L44 108ZM49 107L50 111H51V108ZM55 107V106H54ZM54 107H52L54 109ZM59 108H61L60 106H57ZM55 107V108H57ZM95 107V108H94ZM107 107V105H106ZM122 107V106H121ZM178 107V106H177ZM189 107L191 108L190 104H189ZM26 108V107H25ZM48 108V106H47ZM58 108V109H59ZM94 108V110H93ZM115 108V105L114 107ZM116 108H118L116 106ZM142 108V107H141ZM195 109V107H193ZM241 108V107H240ZM263 108V107H262ZM24 109V108H23ZM28 109V108H27ZM27 109H25L27 111ZM39 109V108H38ZM52 109V110H53ZM107 109V108H106ZM109 109V108H108ZM125 109V108H124ZM138 109V108H137ZM193 109V110H194ZM254 109V108H253ZM35 110V108H34ZM48 110V109H47ZM112 110V109H111ZM122 110V109H121ZM131 109H129L128 112H130ZM192 110V109H191ZM9 111V112H8ZM42 111V110H40ZM108 111V110H107ZM116 111V109H115ZM114 109H113V114H116L114 113L115 112ZM119 111V110H118ZM182 111V110H181ZM189 111V109H188ZM186 111L185 114H189V112L191 113V111ZM211 111H214L213 114H211ZM255 111H256V107H255ZM32 112V111H31ZM39 112V111H38ZM43 112V111H42ZM49 112V110L47 111ZM57 112V110H56ZM60 112V110H59ZM120 112V111H119ZM124 112V111H123ZM185 112V111H184ZM188 112V113H187ZM242 112V111H241ZM51 113V112H50ZM52 113H55L52 112ZM51 115L53 116L54 114ZM104 113V112H103ZM102 113V115H103ZM122 113V112H121ZM131 113V112H130ZM177 113V112H176ZM182 114L183 111L181 112ZM254 113V112H253ZM34 114V113H33ZM40 114V113H38ZM49 114V113H48ZM58 114L56 115V119L58 118ZM118 114V113H117ZM116 114V116H117ZM120 114V113H119ZM128 114V113H127ZM171 114V113H170ZM195 114V113H194ZM46 115V114H45ZM50 115V114H49ZM105 115V114H104ZM107 115V114H106ZM125 115V114H124ZM234 115V114H233ZM37 116V115H36ZM98 118H96V117ZM113 115L111 114V117ZM135 116V114H134ZM185 116V115H184ZM195 116V115H194ZM210 116V117H211ZM46 117V116H45ZM48 117V115H47ZM50 117V116H49ZM100 117V118H99ZM115 117V115H114ZM126 117V115L124 116ZM186 117V116H185ZM197 117V116H196ZM249 117V116H247ZM130 118V115L129 117ZM250 118V117H249ZM249 118H246V119H249ZM44 119V118H43ZM46 119V118H45ZM51 119V118H50ZM49 118H47V120L49 121L50 120ZM54 118H52V122H55V123H58L56 121L53 120ZM121 119V118H120ZM127 119V117H126ZM132 119V118H131ZM137 119V118H136ZM135 118L130 121V125L132 123H135L137 125V127L140 129L142 128V124L141 122L139 123ZM141 119V118H140ZM189 119V118H188ZM240 119V118H239ZM123 120V118H122ZM129 120V119H128ZM127 120V121H128ZM237 120V119H235ZM242 120V119H241ZM252 121H245L247 122L246 124L248 125H244L243 126V129L244 131H241L238 136L239 138H241L243 141H246V139L244 138L245 136H243V139L241 136H242V133L243 132H247V131H250L249 132V136H254L256 137L257 133L259 134H263L264 133V130L262 131L260 126L257 128V124L261 123L259 121H255L253 122V119L251 118ZM39 121V120H38ZM51 121V120H50ZM124 121H125V118H124ZM123 121V122H124ZM112 122V120H111ZM121 121V123H123ZM237 122V121H235ZM5 123V122H4ZM126 123V122H125ZM250 123V124H249ZM9 124H10V127H9ZM36 124V123H35ZM34 124V125H35ZM40 124V123H39ZM39 124L37 123L36 126H31L33 129H35L34 127H36V131L34 132L35 133V136L38 134V132H40V130L38 129L39 128ZM127 124V123H126ZM134 124V125H135ZM133 125V126H134ZM185 126H181L185 129H178L175 134L177 133H180V137L184 139V142L186 143H189L190 141L193 142V147L195 146V149L196 151L194 150L193 153L191 154L192 157H195V155L199 156L196 159L197 162L200 161V165L202 166H207L206 163H205V158L207 156H209L208 152L207 151L208 149L203 145L205 141H203V144H202V141L199 140L198 136L195 134L197 132H195L194 130L191 131V129H189V126H187V123L184 124ZM197 125V124H196ZM253 126L254 128L251 129V126ZM105 126H106V129H107V133H106V130H105ZM140 126V127H139ZM175 126V125H174ZM264 126V125H263ZM108 127V128H109ZM128 127V125H127ZM132 127V126H129V128ZM46 128V129H45ZM111 128V127H110ZM128 128V129H129ZM213 128V129H212ZM30 129V128H29ZM138 129V130H139ZM145 129V128H144ZM216 129V131L214 132V130ZM263 129V128H262ZM31 130V129H30ZM29 130V132H30ZM125 130H126V127H125ZM138 130L135 128L132 130V133L134 135H137V136H134L135 138L138 137V135H145V132L143 133H140L138 132ZM11 131H10V134H11ZM43 131V130H41ZM96 131L102 133H106L105 135H103L105 138L104 140L106 139L105 144L107 147H109L111 149L110 151V154L109 153H105V148L104 149H101L103 148V144H98L99 146L97 148H93V143H92V138L94 136H96L97 134H94ZM45 132V131H44ZM47 132V131H46ZM109 132V133H108ZM238 132V131H237ZM23 133V132H22ZM27 134H30L28 132H26ZM41 133V132H40ZM124 134V132H122ZM128 133V132H127ZM200 133V132H199ZM3 134V133H2ZM5 134V133H4ZM3 134V135H4ZM12 134H16L15 131L14 133ZM21 134V133H19ZM45 134V133H44ZM42 134V135H44ZM99 134V133H98ZM116 134V133H115ZM126 134V133H125ZM174 134V135H175ZM208 134V133H207ZM22 135V134H21ZM31 135V134H30ZM29 135V137H30ZM40 134H38L39 136ZM41 135V136H42ZM112 135V136H110ZM199 135V134H198ZM210 134H208L207 137H209ZM10 136V135H8ZM18 136V135H16ZM46 136V135H45ZM98 136V135H97ZM96 136V137H97ZM122 136V134H121ZM127 136V135H125ZM178 136V135H177ZM24 137V135H23ZM34 137V136H33ZM44 137V136H43ZM42 137V138H43ZM51 137V136H50ZM100 137V136H99ZM109 137V138H108ZM124 137V136H123ZM132 137V138H134ZM200 137V136H199ZM215 137V136H214ZM2 138V137H1ZM5 138V137H4ZM26 138V137H24ZM35 138V137H34ZM54 138V137H53ZM103 138V137H102ZM117 138V137H115ZM258 138V137H257ZM8 139V138H7ZM47 139V138H46ZM45 139V140H46ZM50 139V138H49ZM59 139V140H60ZM99 139V138H97ZM97 139L94 141V144L97 143ZM118 139V138H117ZM122 139V138H121ZM144 139H147L144 137ZM148 139L150 140V138L148 137ZM203 139V138H202ZM262 139V138H261ZM264 139V138H263ZM9 140V139H8ZM18 140V139H17ZM25 140V139H24ZM35 140V139H34ZM38 140V139H37ZM40 140H42L40 138ZM103 140V139H102ZM124 140V139H123ZM168 140V138H167ZM165 140V141H167ZM240 140V139H239ZM12 141H15V140H12ZM51 141V140H49ZM7 142V141H6ZM40 142V141H39ZM47 142V141H46ZM58 142V141H57ZM158 142V141H156ZM248 142V140H247ZM9 143V142H8ZM7 143V146L9 147L10 145H8ZM22 143V142H20ZM35 142H33L34 144ZM42 143V142H40ZM63 143V142H61ZM60 143V144H61ZM185 143V144H186ZM249 143V142H248ZM12 144V143H10ZM26 144V143H25ZM32 144V145H33ZM39 144V143H38ZM46 144V143H45ZM49 144L51 145V143L49 142ZM53 144V143H52ZM162 144V143H161ZM206 144V143H205ZM29 146L31 144H28ZM58 144H56L57 146ZM62 145V144H61ZM61 145L59 146V149L61 147ZM145 145V144H144ZM249 146L251 144H248ZM12 146V145H11ZM21 146V145H20ZM23 146V145H22ZM25 146V145H24ZM28 146V148H29ZM34 146V145H33ZM41 146V145H40ZM39 146V147H40ZM48 146V145H47ZM54 146V145H53ZM70 146V145H69ZM154 146V145H153ZM152 146V147H153ZM156 146V144H155ZM36 147V145L34 146ZM44 147V145H43ZM52 147V146H51ZM55 147V146H54ZM71 147V146H70ZM95 147V146H94ZM209 148V146H207ZM263 147V146H262ZM7 148V147H6ZM21 148V147H20ZM23 148V147H22ZM38 148V147H37ZM46 148V146H45ZM49 148V147H48ZM47 148V149H48ZM145 148V147H144ZM156 147H154L155 149ZM4 149V148H3ZM8 149V148H7ZM31 149H34V148H31ZM31 149L29 148L28 150L31 151ZM66 151H67V148H64ZM165 149V147H164ZM185 149V148H184ZM250 149V147H249ZM252 149V148H251ZM250 149V150H251ZM255 149V148H254ZM256 152V150H254ZM35 150V149H34ZM44 150V149H43ZM82 150V149H81ZM80 150V151H81ZM125 150V152L123 153V151ZM181 150V149H180ZM186 150V149H185ZM184 150V151H185ZM9 151V150H8ZM12 151V150H11ZM24 151H25V148H24ZM38 151V150H37ZM46 151V150H45ZM65 151V152H66ZM78 150V152H80ZM148 151V150H147ZM183 151V153H179V154H185V152ZM242 151V150H241ZM246 151V150H245ZM4 152H5V158L7 160V166L5 169H1V170H6L9 168V170L11 169H14L16 168L17 170H23L24 168H28V163L26 164V166L24 167L23 166V169H22V166H20L19 163H17L16 161V165L15 167H11L12 166V163L9 164V159H8V154L6 155V150L4 149ZM34 152V151H33ZM39 152V151H38ZM67 152H70L67 151ZM156 154L154 157H159V153L157 150L155 151ZM178 152V151H177ZM216 152V151H215ZM218 152V151H217ZM249 152V150H248ZM252 152V151H251ZM254 152V153H255ZM259 152V150H258ZM9 153V152H8ZM36 153V152H35ZM43 153V152H41ZM45 153V152H44ZM72 153V152H71ZM74 153V152H73ZM219 153V152H218ZM217 153V154H218ZM253 153V152H252ZM33 154V153H32ZM47 154H50V151L49 153L46 152V155ZM112 154V155H111ZM150 155L153 154L152 153H149ZM167 154V153H166ZM244 154V153H242ZM11 155V153H10ZM52 155V154H51ZM62 155L63 153H54V158L55 159H58V158H62ZM81 155V154H80ZM78 155V156H80ZM154 155V154H153ZM176 155V154H175ZM175 155L173 157H175ZM247 156V154H245ZM13 156V155H12ZM34 156V155H33ZM39 156V155H38ZM42 156V154H41ZM44 156V154H43ZM85 156V155H84ZM148 156V154H147ZM164 156V160H167L168 163H172L171 161L172 160H169L170 158L166 155H162ZM178 155H176L177 157ZM182 156V155H181ZM217 156V155H215ZM221 156V155H220ZM18 157V156H17ZM29 157V156H28ZM32 157V156H31ZM36 157V156H35ZM53 157V156H52ZM67 157V156H65ZM82 157V156H81ZM143 157V156H142ZM161 157V156H160ZM172 157V156H171ZM172 157V158H173ZM188 157V156H187ZM11 158V156H10ZM13 158V157H12ZM40 158V156L38 157ZM47 158V157H45ZM43 158L44 160H47ZM74 158V157H73ZM72 158V159H73ZM89 157H87L88 159ZM140 158V157H139ZM186 158V157H185ZM184 158V155H183V160L185 159ZM219 159V156H217L215 159ZM17 159V158H16ZM64 159V157H63ZM125 159V158H124ZM174 159V158H173ZM179 159V158H178ZM177 159V160H178ZM182 159V158H180ZM217 159V160H218ZM247 159V157H246ZM31 160V158H30ZM42 159H38V161H41ZM80 161H82L80 158H79ZM175 160V159H174ZM182 161H179L180 163L183 162ZM188 160V159H187ZM250 161V159H248ZM12 161V159H11ZM15 161V159H14ZM35 161H37V157L35 159ZM74 161V160H73ZM79 161V162H80ZM134 161V160H133ZM147 161V160H146ZM166 161V162H167ZM242 161V160H240ZM239 160L234 159V160H231V158H229V163L231 164V167L233 168V174L234 175V178H237L239 180V182H241L242 184H249V185H252L253 187L256 186V184L258 183L257 180L258 179H263L264 176L263 175H260L259 177L255 178L253 177L249 172V165H246V164H241ZM247 161V160H245ZM28 162V161H27ZM69 162V160H68ZM83 162V161H82ZM175 162V161H174ZM177 162V161H176ZM219 162V161H217ZM223 162V161H222ZM43 161H41V165H43ZM48 163V162H46ZM71 163V162H70ZM74 163V162H73ZM72 163V164H73ZM138 163V162H137ZM179 163V164H180ZM195 163V162H194ZM250 164V162H248ZM82 164V163H81ZM107 164V165H105ZM135 164V163H134ZM152 163L149 162V164L147 165V167L145 168H137V169H134V168H130L129 169V175L131 176L130 178L131 179H137V180H140V181H144L148 184H152V185H155L156 187H159L160 189L162 188L163 191H166V193H171V194H176V195H179V196H182L184 199H186L187 201L193 203L194 205H200V206H203V207H207V208H210V209H213V210H216L218 212V216H216L217 220L215 221V224L217 226H220L221 229L223 228H226L227 225L229 224L230 220H229V217L227 216V213H226V210L224 209V206L222 204V202L220 201L219 198H211L210 195H207V194H204L202 193L200 190H197L195 189V186L194 188L193 187H189L188 190H185L184 192L181 190V186L178 188L177 186H173L171 185H167V179L170 181L172 180L174 176L171 175V173L173 172L172 168H174L173 166L176 164L172 163L173 166H169L171 167V169H157V171L155 172L154 169H152L151 167H149V165H151ZM156 164V163H155ZM189 164V163H188ZM193 164V163H191ZM196 164V163H195ZM221 164V162H220ZM69 165V163H68ZM14 166V165H13ZM30 166V165H29ZM33 166V165H32ZM67 166V165H66ZM160 166V165H159ZM253 166V165H251ZM8 167V168H7ZM41 167V166H40ZM69 167V166H68ZM82 167V165H81ZM166 167V166H165ZM35 167L33 166L32 170L34 169ZM52 168V167H51ZM185 168V167H184ZM194 168V167H193ZM254 168V167H253ZM252 168V169H253ZM55 169V168H54ZM60 169V168H59ZM90 169V170H89ZM89 171H92V166L90 168V165H89ZM142 169L144 170H148L150 169L151 171V174H149L147 171H142ZM8 170V171H9ZM15 170V169H14ZM41 170V168H40ZM43 170V169H42ZM67 170V169H65ZM64 170V171H65ZM182 170V168H181ZM184 170V169H183ZM208 170H211L212 169H208ZM7 171V170H6ZM51 171V170H50ZM49 171V172H50ZM94 171V170H93ZM176 171V170H174ZM209 171V172H211ZM216 171V170H215ZM16 172V170H15ZM19 172V171H17ZM74 172V173H73ZM177 172V171H176ZM180 172V171H179ZM197 172V171H196ZM218 172V171H217ZM215 172V173H217ZM248 172V173H247ZM26 173V172H25ZM35 173V172H33ZM42 173V172H41ZM59 172L57 170H52L51 173L49 174L50 176L49 177H52L51 179L48 178L47 179V186L49 187L48 189L46 190H39L38 192H22L21 194H18L19 196H21L22 198H32L34 201L32 202V204H34V206L36 207V209L39 213V217H36L34 218L33 216L35 215H31L32 213H35V212H30V210L28 209L27 210V206L26 208H17L16 206H10L9 204L13 203V200H11L10 198L11 197H15V195L11 196V197H8V196H3L1 197L0 195V220L2 218H4L5 216H12V215H15V216H19L21 215L22 218L24 219H33L35 220V223H40L38 225V231L42 234V232L44 231H48L50 228H51V225H48L46 223H42L36 219H41V220H46V221H51V222H54L55 223V228L51 231L55 232V233H51L49 235V239L47 238H44L43 241L39 239V237L37 236V240L39 239V241H37V243L39 244H42L46 241H51L52 243L51 244H54V245H60V246H63V251L65 252V254H59V253H52L51 251H41V250H37V254L38 256L32 258L30 261L32 262V264H57V262H59L58 264H63L65 262H67L68 264L70 263L69 262V258L66 256V254H71V253H75L77 252V248L74 246V244L71 242V237H69L68 235V238H65L63 236V233H68L69 230L71 231L72 229L78 233L79 237L83 240L84 242V235L86 232L89 231V229L85 228V227H88L90 226L91 222H85V217L87 218V214H89L88 216H91V217H97L99 216L98 218H100V216L102 214L104 215H120L121 216V221L123 222H120L119 224L122 225V228H118L117 230L121 231V233H123L125 236H131V235H134L135 233L137 234L138 232H140V230H136V229H131V228H136L139 226V222L137 223L136 220H140V218H148V219H151L153 221H150L148 220L149 222H152V223H147L146 225H148L150 228H151V232L153 231V234H152V242H150L152 244V246L154 245V240L157 236L155 235H161L163 237V233H164V228H166L165 226H163L164 224H162L163 222L167 223L168 224V230L172 232V230H174L173 234L175 233V236H176V233L178 234V236L180 234H182L184 231V229H186V227H188L189 229H193V230H196L197 232L199 231H204V233H206V235H208V239L210 240V242H215L216 241H221V236L219 234H216L215 233H210L209 232V229L205 230L203 229V226L202 225H199L193 221H199L201 223L200 220H196V219H188V217H190L189 214H186L184 212H179L178 210H172L171 212H169L170 210H168L167 212L170 213V217L172 218H168V219H165L167 221H162V223H160L161 219H164L165 217H169V215L164 211H161L163 209L160 210V207L156 204V203H152V200H149L145 197H141L139 196L135 191V193L133 192V190H131V187H126L125 190L121 191V187L119 185H117V183L114 184L113 186V189L111 190V193H104L102 194L99 198L98 196L96 195V204L92 203L91 202V199L92 196H91V188L92 186H90V178H91V175L94 173H91L90 175L86 172V171H83L82 169V173L79 177H76V173H80L77 169L73 170L71 172H68L69 174L71 173V175L68 177L65 176L67 179L66 181L64 182V186L61 187V189L59 188L58 190L54 191V193H52V189H53V186H54V180L56 177L57 174ZM178 173V172H177ZM196 176V181L198 182L197 184L201 187H209L210 188V183H211V180L206 178V177H202L200 176V174L198 173H194ZM251 176H249V175ZM28 175V174H27ZM42 175V174H41ZM208 175H210L208 173ZM213 175V174H211ZM180 176V175H178ZM236 176V177H235ZM34 177V176H33ZM186 177V175H185ZM189 177V176H188ZM30 178V177H29ZM180 178V177H179ZM178 178V179H179ZM166 180V181H165ZM181 180V179H180ZM184 180V179H183ZM181 180V181H183ZM80 181V182H79ZM168 181V182H169ZM114 182H117V180H115ZM171 182V181H170ZM213 182V181H212ZM182 183V182H181ZM180 183V185H181ZM184 183V182H183ZM188 183V181H187ZM187 183H184L186 185H188ZM56 185V184H55ZM44 186V185H43ZM169 186V187H168ZM173 186V189L171 188ZM177 187V188H176ZM258 187V185L256 186ZM21 188V187H20ZM264 188V183H263V186L259 187V190H263ZM88 189V190H87ZM254 189V188H253ZM212 190V188L210 189ZM257 190V189H256ZM208 192V190H207ZM234 192V191H233ZM61 193H63L61 195ZM211 193V192H210ZM231 194V193H230ZM173 196V195H172ZM171 196V197H172ZM48 197V199H47ZM254 197V196H253ZM49 201V202H46V199ZM178 198V197H176ZM258 198V197H257ZM255 198V199H257ZM98 199V200H97ZM174 199V198H173ZM179 199V198H178ZM166 199H164L165 201ZM176 200V199H175ZM241 202L247 204V201L245 200H242V199H239ZM91 203H90V202ZM186 201V202H187ZM177 202V201H176ZM188 202V203H189ZM46 205H45V204ZM90 203V204H88ZM180 204V203H179ZM165 205H168L167 203ZM169 205H172V204H169ZM188 205V204H187ZM241 207V210H240V213L242 216H248V211L250 210H246L244 206L242 205H239ZM188 207V206H187ZM193 207V206H192ZM50 209V211H46V209ZM68 211L71 212L70 215L66 216L64 213L65 212H62V210L66 209ZM191 208V207H190ZM195 208V207H194ZM193 208V209H194ZM192 209V208H191ZM199 209V208H198ZM204 209V208H203ZM54 210H58L57 212L54 211ZM83 210V211H81ZM166 210V209H164ZM196 210V209H194ZM67 212V211H66ZM159 212V213H158ZM251 212V210L249 211ZM85 215H84V214ZM254 213V212H253ZM76 214V215H75ZM215 215V214H214ZM213 215V218H215ZM145 216V217H144ZM229 216H232L229 215ZM160 217V218H159ZM195 217V215H194ZM197 217V216H196ZM159 220H158V219ZM91 219V218H90ZM95 220V218H93ZM131 221V223H130ZM132 221H136V223H133ZM145 221V220H144ZM160 221V222H159ZM212 221V220H211ZM214 221V219H213ZM95 222V221H94ZM101 222V221H100ZM203 222V221H202ZM190 223V224H189ZM210 223V222H209ZM239 223V222H238ZM237 224V223H236ZM99 225V224H98ZM208 225V224H207ZM28 226H31V224H28ZM84 226V227H83ZM69 230H67V228H70ZM236 227V226H235ZM238 227V226H237ZM90 228V227H89ZM142 228V227H140ZM154 228V229H153ZM127 229V230H126ZM144 229V228H143ZM156 229V230H155ZM239 229V227H238ZM26 230V229H25ZM72 230V231H73ZM1 231H6L5 229L1 228L0 227V239L1 237H3L4 239L8 240V241H11V242H15V240L10 237H5L3 235H1ZM71 231V232H72ZM206 231V232H205ZM144 232V231H143ZM149 232V231H147ZM168 232V231H167ZM141 233V232H140ZM138 233V235L140 234ZM166 233V232H165ZM48 234V233H47ZM46 234V235H47ZM108 234V232H107ZM106 234V235H107ZM135 234V235H136ZM172 234V233H171ZM170 234V235H171ZM251 234V233H250ZM25 237L26 239L29 238L28 234H26L25 232ZM74 235V234H73ZM104 235V234H103ZM111 235V234H110ZM110 235H107V238L108 236ZM142 235V234H141ZM141 235H139L141 237ZM150 235V234H149ZM169 235V233H168ZM169 235V236H170ZM242 235V234H241ZM75 236V235H74ZM113 236V235H112ZM120 236V235H119ZM122 236V235H121ZM144 236V235H143ZM159 236V237H161ZM167 236V234H166ZM165 236V237H166ZM168 236V237H169ZM174 236V237H175ZM184 236V235H183ZM124 237V236H123ZM151 237V235H150ZM172 236V238H174ZM185 237V236H184ZM238 237L240 238H243L241 236L238 235ZM106 238V237H105ZM111 238V237H110ZM128 238V237H127ZM171 238V237H170ZM180 238V237H179ZM245 238V237H244ZM103 239V238H102ZM115 239V238H114ZM149 239V237H148ZM183 239V238H182ZM108 240V239H107ZM176 240V238H175ZM180 240V239H179ZM239 240V239H238ZM36 241V240H35ZM149 241V240H148ZM177 241V240H176ZM175 241V242H176ZM181 241V240H180ZM224 241L228 244V247H230L232 245V242L234 241V238H229V239H224ZM124 242V241H123ZM136 242V241H135ZM252 242L253 244L255 245H264V231H261L260 234L258 235H255L252 239ZM22 243V241H21ZM109 243V242H108ZM115 243V242H114ZM119 243V242H118ZM117 243V244H118ZM121 243V242H120ZM170 243V240L168 238L164 239V240H161V247L160 249H162L166 244ZM219 243V245H220ZM234 243V242H233ZM14 244V243H13ZM45 244V243H44ZM159 244V243H158ZM172 244V243H171ZM20 245V244H19ZM114 245V244H113ZM124 245V244H123ZM128 245V244H127ZM225 245V244H224ZM12 246V245H10ZM9 246V247H10ZM82 246V253H83V256H80V259H83L82 263L83 264H92L93 261L90 260V256H89V251L88 249L86 248L85 246V243L81 244ZM119 246V245H118ZM122 246V245H121ZM129 246V245H128ZM146 246V245H145ZM143 247V246H142ZM158 247V246H157ZM154 246V248H156V251L159 249ZM12 247L10 248H7L4 246L3 244V240H0V260H4V261H9V260H12L14 258H16L17 256V253L11 249ZM20 248V247H19ZM22 248V247H21ZM20 248V249H21ZM31 248V247H29ZM121 248L122 250H126L127 246L124 245V247H119ZM130 249L133 248L132 247H129ZM136 247H134V251L136 250L135 249ZM231 248V247H230ZM38 249V248H37ZM128 249V248H127ZM28 250V249H27ZM143 250L142 249H138L137 252L132 255V251H131V255L133 256V258H136L135 261H132L130 264H143L144 263V260L146 261L147 258L149 257V254L151 253L152 254H155L156 251L154 252H146L145 250V253L144 251H141ZM154 249H152L153 251ZM116 252V251H115ZM127 254V253H126ZM72 255V254H71ZM120 255V254H119ZM25 256V254H24ZM21 257V256H20ZM121 258V257H120ZM200 259H198L196 262L193 261L191 258L186 260V261H181L179 264H203L204 263V256L200 254ZM94 259V258H93ZM100 259V258H99ZM159 259V257H158ZM149 260V259H148ZM55 261V262H53ZM101 261V260H100ZM62 262V263H60ZM127 262V261H126ZM16 263V262H15ZM123 263V262H122ZM172 263V262H171ZM21 264V263H19ZM71 264V263H70ZM73 264V263H72ZM97 264V263H96ZM159 264H169L168 261H165L163 260L161 263ZM173 264V263H172ZM216 264H219V263H216Z\"/></svg>",
	"mask_w": 264,
	"mask_h": 264
},
{
	"label": "water",
	"instance_id": "obj_3",
	"mask_svg": "<svg viewBox=\"0 0 264 264\" xmlns=\"http://www.w3.org/2000/svg\"><path fill=\"white\" fill-rule=\"evenodd\" d=\"M7 166V160L5 158V152L4 150L0 147V168L5 169Z\"/></svg>",
	"mask_w": 264,
	"mask_h": 264
},
{
	"label": "snow or ice",
	"instance_id": "obj_4",
	"mask_svg": "<svg viewBox=\"0 0 264 264\" xmlns=\"http://www.w3.org/2000/svg\"><path fill=\"white\" fill-rule=\"evenodd\" d=\"M248 14L251 15V11H249ZM242 28H243V30L246 32V31L248 30V24H247L246 22L243 23Z\"/></svg>",
	"mask_w": 264,
	"mask_h": 264
}]
</instances>
